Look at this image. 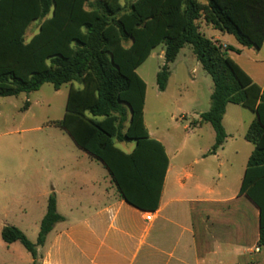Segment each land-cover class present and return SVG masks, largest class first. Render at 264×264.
I'll return each instance as SVG.
<instances>
[{
    "label": "trees",
    "instance_id": "obj_1",
    "mask_svg": "<svg viewBox=\"0 0 264 264\" xmlns=\"http://www.w3.org/2000/svg\"><path fill=\"white\" fill-rule=\"evenodd\" d=\"M205 1L131 0L125 5L123 0H0V97L38 92L45 84L56 91L69 85L65 115L53 125L103 164L122 200L155 212L169 160L145 126L147 87L136 70L164 45L166 63L157 75L164 92L171 64L191 47L214 83L210 110L194 123L209 124L215 132L209 154L227 140L223 119L228 105L256 114L246 135L255 150L240 195L259 210V247L264 248V90L228 57L229 51L240 50L207 38L200 25L234 36L243 48L261 49L264 0ZM37 20L43 21L39 33L27 42V30ZM123 142H133L134 150H120L117 143ZM63 220L52 194L37 243L13 226L3 228L2 239L20 242L33 264H39L38 248Z\"/></svg>",
    "mask_w": 264,
    "mask_h": 264
},
{
    "label": "crops",
    "instance_id": "obj_2",
    "mask_svg": "<svg viewBox=\"0 0 264 264\" xmlns=\"http://www.w3.org/2000/svg\"><path fill=\"white\" fill-rule=\"evenodd\" d=\"M208 27L203 24L202 33ZM209 39L240 50V53L229 51L228 57L264 90V60L259 55L264 44L261 49L243 48L234 36L220 31ZM159 47H163L158 54L160 63L155 69H143L141 76L139 70ZM186 48L192 57L185 54L181 60L185 49L180 52L170 66L164 92L157 85V75L166 63L164 45L153 49L136 70L147 87L145 126L149 136L164 146L169 160L158 210L143 212L122 200L103 164L79 148L61 129L72 140V151L77 158L71 165L70 177L61 183L62 189H54L52 193L64 220L55 225L44 246L38 248L39 264H264V248L259 247V210L245 195H240L255 150L246 135L256 114L241 106L228 105L223 119L227 140L214 155L209 152L215 144V133L207 131L209 144L199 145L205 134L203 128L209 124L197 125L200 129L187 132L185 139L191 144L185 142L177 149L162 133L165 115L172 116L167 94L173 83L179 93L188 85L195 91L187 99L191 108H181L178 101L173 105L183 118L194 112L197 122L200 115L210 110L214 85L205 87L198 80L202 65L192 48ZM190 61L194 65L192 69ZM178 62L180 66L176 65ZM236 106L251 115L237 112ZM230 112L235 119L231 131L226 125ZM119 144H128L126 150L119 148L127 154L135 148L133 142ZM147 214H153L151 222L146 221ZM17 244L21 243L9 246L19 258H2L0 264H33V257L22 254Z\"/></svg>",
    "mask_w": 264,
    "mask_h": 264
},
{
    "label": "rangeland",
    "instance_id": "obj_3",
    "mask_svg": "<svg viewBox=\"0 0 264 264\" xmlns=\"http://www.w3.org/2000/svg\"><path fill=\"white\" fill-rule=\"evenodd\" d=\"M131 0H123L127 4ZM206 3L205 0H200ZM42 20H37L29 26L25 39L29 42L39 33ZM203 27L202 23L200 24ZM217 31L208 27L203 34L210 38ZM163 47L157 48L154 56L144 68L139 70L143 76V69H155L160 63L159 52ZM190 55L192 52L185 48L181 54ZM264 60V48L259 52ZM180 60V59H179ZM180 60V61H181ZM180 66V62L176 64ZM190 61V69L193 68ZM180 70L178 71V74ZM204 78V79H203ZM198 80L203 86H213V80L207 72L199 66ZM79 88V84L75 83ZM176 84H171L168 92L169 109L172 116L165 115L162 123V133L169 138L173 148H181L186 141L187 132H193L200 128L194 126L197 116L194 112L187 117L175 110L176 101L183 109L191 108L188 97L195 93L192 86L176 90ZM70 86L65 85L56 91L51 84H45L38 92L21 94L17 97H0V260L19 258L10 244H6L1 237V231L5 226H13L20 229L32 243L37 242L41 223L46 215L48 199L54 189H62V181L70 177L72 163L77 158L73 153L72 140L53 123L63 119ZM181 94V95H180ZM152 105L151 95L149 96ZM172 104V105H170ZM237 112L243 115H251L249 111L235 107ZM233 113L226 120L227 129L231 131L235 123ZM242 120V118L240 119ZM204 129V137L200 140V146L205 147L208 143L209 133H215L212 126ZM209 131V133H207ZM132 143V142H131ZM128 144L117 143L118 148L126 150ZM95 165H101L95 162ZM102 167V165L100 166ZM101 169V168H100ZM104 169V168H102ZM108 187H111L108 185ZM63 210V208H62ZM22 254L31 257L30 253L21 245L17 244Z\"/></svg>",
    "mask_w": 264,
    "mask_h": 264
},
{
    "label": "built area",
    "instance_id": "obj_4",
    "mask_svg": "<svg viewBox=\"0 0 264 264\" xmlns=\"http://www.w3.org/2000/svg\"><path fill=\"white\" fill-rule=\"evenodd\" d=\"M153 220V214H147L146 215V221L151 222Z\"/></svg>",
    "mask_w": 264,
    "mask_h": 264
}]
</instances>
